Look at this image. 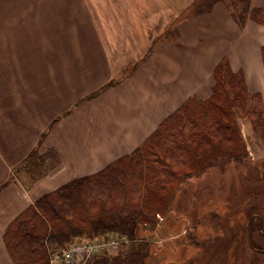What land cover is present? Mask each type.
<instances>
[{
	"label": "crops",
	"instance_id": "0c3cea01",
	"mask_svg": "<svg viewBox=\"0 0 264 264\" xmlns=\"http://www.w3.org/2000/svg\"><path fill=\"white\" fill-rule=\"evenodd\" d=\"M192 1L180 0L174 8L184 10ZM14 3L0 0V26L8 25L7 11ZM251 7L264 8V0H251ZM141 34L134 38L139 40ZM145 38L140 57L151 45ZM262 47L264 27L247 20L240 28L226 5L218 2L211 12L180 22L176 40L158 44L128 78L124 75L76 109L113 80L106 50L98 47L89 53L90 64H80L78 71L66 61L61 64L57 55L51 56L58 58L57 65L37 64L30 71L27 66L0 64V264H12L5 231L34 201L131 154L187 99H207L213 69L223 58L233 72L244 75L249 93L263 96ZM7 57L6 51L0 54L1 59ZM21 73L31 76L18 77ZM29 85L34 89L25 91ZM36 148L43 153L53 149L59 165L27 187L25 177L15 170Z\"/></svg>",
	"mask_w": 264,
	"mask_h": 264
},
{
	"label": "trees",
	"instance_id": "16d2710c",
	"mask_svg": "<svg viewBox=\"0 0 264 264\" xmlns=\"http://www.w3.org/2000/svg\"><path fill=\"white\" fill-rule=\"evenodd\" d=\"M218 2L225 5V0H193L180 16L191 8L194 16L209 13ZM232 4L240 8L238 14L231 13L240 28L247 20L264 27V8L251 7V0H235ZM260 54L264 68V47ZM212 77L207 99H187L131 154L42 195L19 215L4 233L12 264H49L52 253L77 239L109 236L124 240L116 256L95 255L85 264H146L152 241L141 239L139 232L154 230L159 223L156 216H168L180 183L248 156L237 118L252 120L264 139V102L259 94L247 92L243 74L233 72L223 58ZM119 82H108L86 100ZM58 165L53 149L39 154L37 148L15 175L25 177L29 187ZM189 239L194 243V234Z\"/></svg>",
	"mask_w": 264,
	"mask_h": 264
},
{
	"label": "rangeland",
	"instance_id": "374dc122",
	"mask_svg": "<svg viewBox=\"0 0 264 264\" xmlns=\"http://www.w3.org/2000/svg\"><path fill=\"white\" fill-rule=\"evenodd\" d=\"M8 1L17 4L7 11L8 25L0 26V54L6 51L8 55L0 58V64L27 66L30 71L37 64L57 65L58 58L51 57L57 55L61 64L66 61L78 71L80 64H90L89 53L99 47L109 55L106 65H111L110 81L120 80L135 67L125 77L128 78L145 61L144 56L140 57L144 35L151 42V54L158 44L176 40L180 22L204 15L194 16L191 8L180 16L183 9L174 8L180 0ZM234 1L225 0L230 15L240 12L233 6ZM164 2L171 8H163ZM29 6L38 8L31 10ZM140 33L144 34L136 40L134 35ZM153 41L157 42L153 45ZM105 69L103 66L102 72ZM31 89L33 85L25 91ZM259 95L263 103L264 93ZM87 97L75 109L91 100ZM236 122L248 156L239 163L212 167L180 183L168 216H156L159 223L154 230L139 232L141 239L152 241L146 264H264V255L248 247L245 227L250 215L264 203V139L252 120L240 117ZM193 234L194 243L189 239Z\"/></svg>",
	"mask_w": 264,
	"mask_h": 264
},
{
	"label": "built area",
	"instance_id": "2783aa9c",
	"mask_svg": "<svg viewBox=\"0 0 264 264\" xmlns=\"http://www.w3.org/2000/svg\"><path fill=\"white\" fill-rule=\"evenodd\" d=\"M123 241L114 236L77 239L60 251L52 253L49 264H85L95 255H114Z\"/></svg>",
	"mask_w": 264,
	"mask_h": 264
},
{
	"label": "flooded vegetation",
	"instance_id": "af4514ba",
	"mask_svg": "<svg viewBox=\"0 0 264 264\" xmlns=\"http://www.w3.org/2000/svg\"><path fill=\"white\" fill-rule=\"evenodd\" d=\"M262 178L263 177L261 176V179ZM249 222H250L251 242H252V246L254 250L251 249V247L249 246V241H248L249 231L247 229V225L249 224ZM245 227H246V232H247L246 235H247L248 247L254 253L259 254V255H264V254L257 252V250H264V203L262 204V207L260 209H257L255 213L250 215Z\"/></svg>",
	"mask_w": 264,
	"mask_h": 264
},
{
	"label": "water",
	"instance_id": "95a60500",
	"mask_svg": "<svg viewBox=\"0 0 264 264\" xmlns=\"http://www.w3.org/2000/svg\"><path fill=\"white\" fill-rule=\"evenodd\" d=\"M247 229L249 231V246L251 247V249H253V246H252V242H251V234H250V222L249 224L247 225ZM254 250V249H253ZM258 253H261V254H264V250H257Z\"/></svg>",
	"mask_w": 264,
	"mask_h": 264
}]
</instances>
